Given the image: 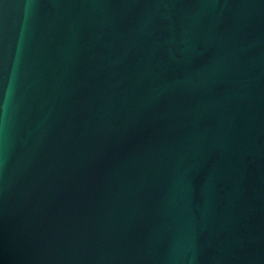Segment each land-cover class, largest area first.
<instances>
[{"label":"water","instance_id":"obj_1","mask_svg":"<svg viewBox=\"0 0 264 264\" xmlns=\"http://www.w3.org/2000/svg\"><path fill=\"white\" fill-rule=\"evenodd\" d=\"M0 264H264V0H0Z\"/></svg>","mask_w":264,"mask_h":264}]
</instances>
